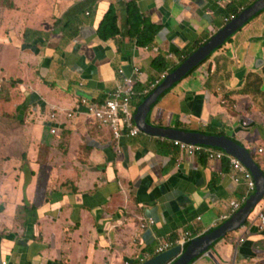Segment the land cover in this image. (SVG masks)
<instances>
[{
	"label": "crops",
	"instance_id": "1",
	"mask_svg": "<svg viewBox=\"0 0 264 264\" xmlns=\"http://www.w3.org/2000/svg\"><path fill=\"white\" fill-rule=\"evenodd\" d=\"M24 2L21 23L0 15V82L19 79L8 93L13 111L0 110L10 127L0 134V264H138L164 243L180 244L185 232L191 241L211 231L253 194L249 172L185 157L143 133L115 140L80 105L102 102L134 67L144 95L166 74L151 67L156 57L178 64L248 0ZM129 2L159 28L145 47L130 36ZM110 5L119 32L103 41L97 28ZM147 120L224 134L255 150L263 171L256 151L264 150V12L167 92ZM255 209L190 264H264ZM149 218L154 225L140 229Z\"/></svg>",
	"mask_w": 264,
	"mask_h": 264
},
{
	"label": "water",
	"instance_id": "2",
	"mask_svg": "<svg viewBox=\"0 0 264 264\" xmlns=\"http://www.w3.org/2000/svg\"><path fill=\"white\" fill-rule=\"evenodd\" d=\"M262 12H264V0H255L239 12L154 85L137 104L133 113L134 124L140 133L168 141L217 149L239 160L249 172L254 183L253 194L228 219L211 231L192 239L183 248L180 245L174 246L138 264H168L170 262L171 264H190L199 256L209 254L211 248L224 236L237 232L262 199L264 194L263 171L255 163L251 153L239 142L224 134L165 128L154 126L147 120L153 107L167 92ZM238 240H240V235Z\"/></svg>",
	"mask_w": 264,
	"mask_h": 264
},
{
	"label": "built area",
	"instance_id": "3",
	"mask_svg": "<svg viewBox=\"0 0 264 264\" xmlns=\"http://www.w3.org/2000/svg\"><path fill=\"white\" fill-rule=\"evenodd\" d=\"M255 0H248L249 4H252ZM243 8H241V11ZM233 17L224 18V24L229 22ZM156 50V49H155ZM170 57V56H169ZM118 73H122L121 70ZM132 75H140V71L138 67L132 68L131 75L129 77H122V81L117 85L114 91L110 92L107 97L100 103H88L89 101L85 99H81L80 105L86 108V112L91 114L95 120L106 126L115 140L122 139L124 136L135 137L140 131L134 124L133 113L135 108L132 106L131 101L137 93L130 88L131 85L135 84L136 80ZM166 75V74H165ZM163 75L162 78L165 76ZM146 92L145 94H147ZM223 103V102H222ZM70 116V115H68ZM56 115L52 116V119H55ZM52 133H55L52 130ZM164 141V139H160ZM172 145L178 148L181 154H186L188 158H194L205 155L209 159H215L218 161L223 160L224 158L228 161V166L230 169L237 172L239 175H248L247 170L243 166V164L234 157L229 156L223 151L197 146L185 144L179 141H170ZM258 152L261 153L262 149H258ZM264 174V171H263ZM238 181V179H235ZM248 188L253 192L254 183L251 178L248 181ZM259 205V210L256 213V219L252 222V225L263 227L264 226V194L262 196L261 201L257 204ZM239 205L235 204L233 206V211L237 210ZM257 222L258 224H255ZM154 225V220L149 218L146 223H141L139 228L145 229L147 226ZM190 233L185 232L183 238L176 241V245H180L182 248L186 245L190 239ZM173 247L171 242L164 243L158 247L156 250V254L162 253ZM6 261H3L5 264ZM108 264V263H105ZM120 264H134L128 260H123Z\"/></svg>",
	"mask_w": 264,
	"mask_h": 264
},
{
	"label": "trees",
	"instance_id": "4",
	"mask_svg": "<svg viewBox=\"0 0 264 264\" xmlns=\"http://www.w3.org/2000/svg\"><path fill=\"white\" fill-rule=\"evenodd\" d=\"M249 5L250 4L247 2V5L244 6L243 8L245 9ZM240 11H239V9L235 8L231 12L232 15L230 17L236 16ZM126 12L128 14V17H129V26L131 28L130 36L136 37L137 45H139L141 47H145L148 43H150L152 41L154 36L157 34L159 28L152 26L147 20L142 18V16L137 11V9L134 5V2H129L126 5ZM230 17H228V18H230ZM118 32H119V30L117 27V15L115 13L114 7L112 5H110L107 12L104 14L103 18L101 19V22L98 25L97 35L101 40L106 41L110 38L115 37L118 34ZM229 41H230V39L228 40V42ZM192 51L193 50L185 51L183 54V57L180 58L178 64H180ZM178 64L169 65L165 62V60L162 57L158 56L151 62V67L154 70L158 71L159 73H162V74L166 73L167 74V73L171 72L173 69H175ZM195 70H193V71H195ZM193 71H191L189 73V75ZM161 79L162 78H160L157 81V83L160 82ZM157 83H154L152 85L154 86ZM153 86H152V88H153ZM130 88L133 89L137 93L135 98L138 97V101L141 100L145 96V94L141 95V94H143V91H139L140 89L135 88V84L131 85ZM150 90H148V92ZM221 162H223V165H228V161L226 158L221 160Z\"/></svg>",
	"mask_w": 264,
	"mask_h": 264
},
{
	"label": "rangeland",
	"instance_id": "5",
	"mask_svg": "<svg viewBox=\"0 0 264 264\" xmlns=\"http://www.w3.org/2000/svg\"><path fill=\"white\" fill-rule=\"evenodd\" d=\"M26 6H27V4H26V2H24V0H0V15H3V18H5V19L11 18L13 20H16L18 23H21V18L26 17V15L28 14V11H23L22 10L23 7L25 8ZM4 25L7 26L6 21H5ZM195 75H196L197 78H198V76H200L197 73ZM18 81H19V79H15V80L11 79V80H6L5 84L0 82V110L3 111V114L7 113L8 115H10L9 112L13 111L12 106H10L8 108V104H9V102L11 100V98L8 97V93L10 92V86H12V83H16ZM252 84H255V83H252ZM255 85H257V84H255ZM135 106L136 105L134 103L133 107H135ZM3 114H0V115L3 116ZM0 125H1L0 126V134H7V133L9 134L10 133L9 132L10 131V127L8 126L6 121L1 120L0 121ZM177 151L179 152L178 149H177ZM251 151H252L253 154L255 153V150H251ZM263 152H264V150H262V152L259 153L258 149L256 151V153H258L259 156L260 155L264 156ZM252 153H251V155H252ZM183 155L185 157H188L186 154H183ZM261 156H260V159L262 160L261 164H262L263 171H264V159ZM142 259H144V258H142Z\"/></svg>",
	"mask_w": 264,
	"mask_h": 264
},
{
	"label": "flooded vegetation",
	"instance_id": "6",
	"mask_svg": "<svg viewBox=\"0 0 264 264\" xmlns=\"http://www.w3.org/2000/svg\"><path fill=\"white\" fill-rule=\"evenodd\" d=\"M225 24H226V23H225ZM230 39H231V38H230ZM227 42H228V41H227ZM227 42H226V43H227ZM226 43H225V44H226ZM209 57H210V56H209ZM209 57H208V58H209ZM208 58H207V59H208ZM207 59H206V60H207ZM206 60H204L201 64H203ZM201 64H200V65H201ZM200 65H199V66H200ZM199 66H198V67H199Z\"/></svg>",
	"mask_w": 264,
	"mask_h": 264
},
{
	"label": "clouds",
	"instance_id": "7",
	"mask_svg": "<svg viewBox=\"0 0 264 264\" xmlns=\"http://www.w3.org/2000/svg\"><path fill=\"white\" fill-rule=\"evenodd\" d=\"M241 12V11H240Z\"/></svg>",
	"mask_w": 264,
	"mask_h": 264
}]
</instances>
